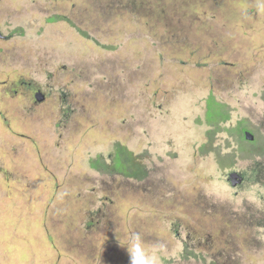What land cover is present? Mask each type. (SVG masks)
<instances>
[{"label": "rangeland", "instance_id": "374dc122", "mask_svg": "<svg viewBox=\"0 0 264 264\" xmlns=\"http://www.w3.org/2000/svg\"><path fill=\"white\" fill-rule=\"evenodd\" d=\"M259 3L0 0V264H264ZM116 143L143 179L91 167Z\"/></svg>", "mask_w": 264, "mask_h": 264}, {"label": "trees", "instance_id": "16d2710c", "mask_svg": "<svg viewBox=\"0 0 264 264\" xmlns=\"http://www.w3.org/2000/svg\"><path fill=\"white\" fill-rule=\"evenodd\" d=\"M60 17H51L49 20H55ZM80 34L85 36V33L83 31H80ZM210 98L207 100L206 103V123L214 128L212 130H216L219 128V124L225 122L229 119L228 113L223 109L222 105L214 101L213 97L210 95ZM245 131L244 127H239L237 129L238 137L239 139H242L243 132ZM257 140H251L250 145L251 148H248V151L243 149L241 152L247 153L246 156H243L244 158H251L250 153H254L256 155H264V142L256 143ZM259 146L261 147V150L258 149ZM222 157V156H221ZM220 157V158H221ZM228 157V156H227ZM111 163L105 162L102 157H98L97 159H93L91 161L90 165L92 168L96 169L97 171H100L102 173H119L122 174L125 177L129 178H135L137 180L143 179L148 172L145 170L143 165L140 164V162L137 160V157L129 151L126 146L121 145L119 143H116V146L114 148L113 158L111 159ZM221 164V160L219 161ZM226 164L230 165L232 163V160L230 159L228 161H224ZM224 163V164H225Z\"/></svg>", "mask_w": 264, "mask_h": 264}, {"label": "clouds", "instance_id": "9594fccd", "mask_svg": "<svg viewBox=\"0 0 264 264\" xmlns=\"http://www.w3.org/2000/svg\"><path fill=\"white\" fill-rule=\"evenodd\" d=\"M259 10L264 11V0H260ZM154 251L149 254L143 237L138 232H132L127 241L126 251L129 256V264H158V256L156 252H164L166 246L159 243L154 246Z\"/></svg>", "mask_w": 264, "mask_h": 264}, {"label": "water", "instance_id": "95a60500", "mask_svg": "<svg viewBox=\"0 0 264 264\" xmlns=\"http://www.w3.org/2000/svg\"><path fill=\"white\" fill-rule=\"evenodd\" d=\"M35 98H36V100H40L42 98L39 92H37L35 94ZM243 136H244V138L246 140H248V139L251 140L253 138L252 134L249 131H247V130H245L243 132ZM228 180L231 182V185L235 186L236 185L235 184L236 182L237 183H240L242 181V176L240 175V173H237L235 171H232L228 175Z\"/></svg>", "mask_w": 264, "mask_h": 264}, {"label": "flooded vegetation", "instance_id": "af4514ba", "mask_svg": "<svg viewBox=\"0 0 264 264\" xmlns=\"http://www.w3.org/2000/svg\"><path fill=\"white\" fill-rule=\"evenodd\" d=\"M240 175L242 176V181H241V182H244V180H245L244 173H243V172H241V173H240Z\"/></svg>", "mask_w": 264, "mask_h": 264}]
</instances>
